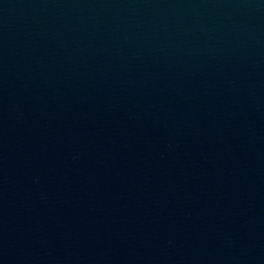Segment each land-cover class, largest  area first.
I'll use <instances>...</instances> for the list:
<instances>
[{
    "label": "water",
    "instance_id": "obj_1",
    "mask_svg": "<svg viewBox=\"0 0 264 264\" xmlns=\"http://www.w3.org/2000/svg\"><path fill=\"white\" fill-rule=\"evenodd\" d=\"M0 264H264V0H0Z\"/></svg>",
    "mask_w": 264,
    "mask_h": 264
}]
</instances>
